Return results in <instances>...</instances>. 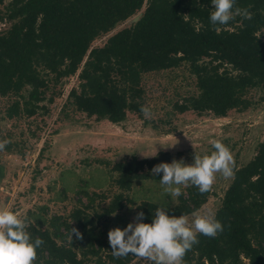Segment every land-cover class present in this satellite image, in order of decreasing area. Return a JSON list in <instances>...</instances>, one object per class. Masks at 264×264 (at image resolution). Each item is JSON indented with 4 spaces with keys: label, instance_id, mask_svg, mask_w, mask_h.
<instances>
[{
    "label": "trees",
    "instance_id": "16d2710c",
    "mask_svg": "<svg viewBox=\"0 0 264 264\" xmlns=\"http://www.w3.org/2000/svg\"><path fill=\"white\" fill-rule=\"evenodd\" d=\"M144 2L12 0L11 25L0 32V95H17L31 85L30 97L39 100L45 80L38 65L65 75L76 72L82 62L79 90L73 89L70 96L79 110L112 122L124 120L129 111L140 112L143 73L183 61L190 62L199 93L178 104L181 112L208 110L225 116L231 109L249 107L252 89L264 90V0H236L234 7L247 8L252 16L245 19L238 14L240 24L232 29L209 22L211 0H149L134 25L116 31L103 45L92 46ZM26 111L35 112L28 107ZM19 113L16 100L8 115ZM171 160V152L162 150L154 157L116 162L117 184L129 189L137 178L160 180L162 173L151 169ZM209 194L192 185L168 208L145 201L139 211L145 213V222H151L157 208L187 215L200 208ZM123 205L124 194L119 193L103 214ZM215 216L224 230L215 237L198 234V243L184 256L185 264H264V140L256 155L235 169ZM70 218L74 223L55 215L46 227L29 221L31 236L43 239L34 264H91L92 257L95 264H127L135 256L114 257L109 240L98 238L95 219L83 208H76ZM71 228L78 229L82 238H67Z\"/></svg>",
    "mask_w": 264,
    "mask_h": 264
},
{
    "label": "rangeland",
    "instance_id": "374dc122",
    "mask_svg": "<svg viewBox=\"0 0 264 264\" xmlns=\"http://www.w3.org/2000/svg\"><path fill=\"white\" fill-rule=\"evenodd\" d=\"M11 2L0 0V32L11 25ZM148 2L92 46L103 45L116 31L134 25ZM237 18L238 14L221 27H237ZM82 67L83 62L76 72L61 75L38 65L45 80L39 100L30 97L31 85H25L17 95H0V141H7L0 149V209L8 208L46 227L55 215L74 223L71 213L83 208L93 215L98 238L108 239L109 229L135 222L143 202L168 208L179 201L177 195L165 191L170 186L153 177L137 178L129 189L120 188L113 169L116 162L133 156L154 157L164 150L171 152V162L183 159L192 163L195 155L210 154L214 150L211 141L219 139L231 150L235 171L256 155L264 140V90L259 87L248 93L249 107L231 109L225 116L208 110L181 112L178 104L199 93L197 76L190 62L183 61L176 67L143 73V105L151 108L149 117L129 111L124 120L112 122L79 110L71 98V91L79 90ZM16 100L20 101V113L9 116ZM26 107L35 112L26 111ZM233 177L216 173L207 201L186 216L191 220L196 214H215ZM192 185L171 187H180V194L187 195ZM119 193L124 194L123 207L103 214ZM92 258L91 264H95ZM127 264L151 262L134 256Z\"/></svg>",
    "mask_w": 264,
    "mask_h": 264
},
{
    "label": "clouds",
    "instance_id": "9594fccd",
    "mask_svg": "<svg viewBox=\"0 0 264 264\" xmlns=\"http://www.w3.org/2000/svg\"><path fill=\"white\" fill-rule=\"evenodd\" d=\"M213 10L209 22L225 25L240 14L251 19L252 13L247 9L234 7L236 0H211ZM140 111L145 117L151 115V108L141 105ZM7 141H0L3 149ZM210 154L195 155L192 163L183 159L160 162L151 171L159 174L160 183L170 187V191L179 196L180 187L191 183L203 193L211 189L216 173L229 178L234 176V158L231 150L221 140L213 139ZM172 145V144H171ZM145 213L138 211L135 222H128L123 228L117 226L109 229L108 240L114 257L129 254L140 257L151 264H185L186 252L198 243V234L215 237L224 230V224L213 212L196 214L191 220L184 214H169L167 210L157 208L151 222H145ZM29 220L8 208L0 209V264H34L37 249L43 244L42 237L31 236L28 231ZM77 239L82 235L76 228H71Z\"/></svg>",
    "mask_w": 264,
    "mask_h": 264
}]
</instances>
